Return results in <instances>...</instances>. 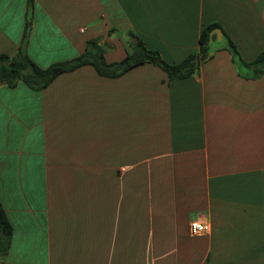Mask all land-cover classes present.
Listing matches in <instances>:
<instances>
[{
    "label": "crops",
    "instance_id": "crops-1",
    "mask_svg": "<svg viewBox=\"0 0 264 264\" xmlns=\"http://www.w3.org/2000/svg\"><path fill=\"white\" fill-rule=\"evenodd\" d=\"M211 24L222 39L185 78L85 65L0 86V264H264V74L221 49L264 51V0H0V55L47 68L98 40L111 64L133 33L179 65Z\"/></svg>",
    "mask_w": 264,
    "mask_h": 264
},
{
    "label": "trees",
    "instance_id": "trees-1",
    "mask_svg": "<svg viewBox=\"0 0 264 264\" xmlns=\"http://www.w3.org/2000/svg\"><path fill=\"white\" fill-rule=\"evenodd\" d=\"M220 30L217 24L205 27L199 39L198 52L190 55L179 65H169L158 52L146 48L144 42L135 34L130 33L131 53L116 63L105 61L106 47L99 45L98 40L88 42L86 51L76 59L55 63L47 68H41L32 61L24 50L10 59L6 55H0V86L7 85L15 88L18 83L23 82L31 89L39 91L47 87L57 76L62 73L73 71L85 65H91L97 73L103 77H119L132 68L149 63L160 67L171 79H181L191 75L201 63L208 61L212 56V41L216 40V35H211L214 31ZM225 46L221 49L228 50L235 61L242 63L251 72L252 78H257L264 74V51L252 62H244L235 44L223 33ZM13 237V226L0 201V259H4L11 248Z\"/></svg>",
    "mask_w": 264,
    "mask_h": 264
},
{
    "label": "built area",
    "instance_id": "built-area-1",
    "mask_svg": "<svg viewBox=\"0 0 264 264\" xmlns=\"http://www.w3.org/2000/svg\"><path fill=\"white\" fill-rule=\"evenodd\" d=\"M82 31H84V29ZM209 230H210L209 225L200 223L199 221L192 222L190 226V232L193 236L204 234Z\"/></svg>",
    "mask_w": 264,
    "mask_h": 264
},
{
    "label": "water",
    "instance_id": "water-1",
    "mask_svg": "<svg viewBox=\"0 0 264 264\" xmlns=\"http://www.w3.org/2000/svg\"><path fill=\"white\" fill-rule=\"evenodd\" d=\"M216 34H217L218 40H221L222 39V32L220 30H217ZM211 35H213V33Z\"/></svg>",
    "mask_w": 264,
    "mask_h": 264
}]
</instances>
